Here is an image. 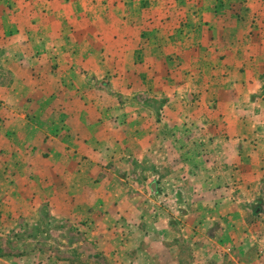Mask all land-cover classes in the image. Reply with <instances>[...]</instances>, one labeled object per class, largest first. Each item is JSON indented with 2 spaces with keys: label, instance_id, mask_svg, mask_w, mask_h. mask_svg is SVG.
I'll list each match as a JSON object with an SVG mask.
<instances>
[{
  "label": "crops",
  "instance_id": "crops-1",
  "mask_svg": "<svg viewBox=\"0 0 264 264\" xmlns=\"http://www.w3.org/2000/svg\"><path fill=\"white\" fill-rule=\"evenodd\" d=\"M232 1L104 2L107 5L93 2L85 12L75 11L73 23L77 25L71 33L63 29L67 19L65 12L54 11L51 2H25L23 7L27 12L9 10L10 16L7 7L0 6V75L5 71L14 78L3 84L0 76L1 135L26 126L34 131L31 125L37 127L38 124H33L32 120H39L45 136L48 133L60 136L66 132L65 123H60V119L72 117L75 126L70 128L73 131H68L70 140L67 143L64 136L60 137L63 147L59 151L66 152L67 147L73 151L99 150L105 143L107 147L118 144L122 150L129 151L133 149L130 145L135 133L138 150L145 152L150 148L152 137L163 136V133L171 137L180 133L189 143L196 133L205 141L202 153L208 150V155L200 157L203 158L200 195L205 200L195 210L189 197L187 207H180L187 215L185 229L194 237L187 241L194 250V258L171 257L170 264H264V44H261L264 41V0ZM80 3L86 7L84 2H73L74 6ZM36 5L41 6L40 19L29 21L30 34L22 30L20 24L2 25L3 19L13 21L22 16L21 11L28 15ZM195 6L201 7L207 16L188 14ZM243 7H251L257 14L244 16L240 14ZM52 16H56L55 19H51ZM56 22L59 28L51 30L50 25L56 27ZM34 23L39 28L42 26V31H32ZM101 23H105L103 28ZM211 31L214 37L209 35ZM29 38L39 41L40 45L28 47L23 42ZM8 39L11 42L6 46ZM137 53L142 58L137 59ZM67 62L69 64L61 68V64ZM61 70L69 71L65 75L67 79L62 75L59 78ZM42 72H46L45 79L48 73L51 76L54 75L51 72H55L57 85H47L41 79ZM103 75L105 86L113 80L117 83L120 80L118 86L123 88L138 83L145 96L154 99L161 96L156 88H189L190 99L186 101L189 105H200L201 112L196 118L201 121V128L189 120L188 126L178 131L171 127L150 129L148 127L156 125V120L144 111L149 107L139 103L138 112H143L139 119L153 122L147 126L138 122L134 124L137 126L134 131L129 125L131 115L124 116L126 120L120 118L124 120L121 127L115 126L113 130L111 127V131L106 132L110 122V117H104L109 115L106 111L100 113L94 107L87 112L88 117L76 111H49L50 101L62 95L72 97L70 102L81 105L89 106L98 101L91 90L83 94L84 86L80 82L94 87L95 79ZM63 86L73 87L71 94L61 93ZM176 95L171 93L169 98ZM26 103L29 108L24 109ZM211 103L214 108L209 110ZM32 104L35 109L31 111ZM194 110L192 108L186 117L192 118ZM57 113L59 115L55 116ZM143 115H147L146 118H141ZM21 124L24 126L19 128ZM82 124L89 129L85 133L93 130L91 137L81 133ZM195 127L197 129H192ZM118 133L122 138L116 135ZM52 140L53 147L59 143L55 138ZM176 148L179 149L178 145ZM47 149H51V145ZM192 171L186 175L187 179L198 180L193 168ZM156 192L160 196L159 191ZM194 214L198 216L197 221L190 223Z\"/></svg>",
  "mask_w": 264,
  "mask_h": 264
},
{
  "label": "rangeland",
  "instance_id": "rangeland-1",
  "mask_svg": "<svg viewBox=\"0 0 264 264\" xmlns=\"http://www.w3.org/2000/svg\"><path fill=\"white\" fill-rule=\"evenodd\" d=\"M170 1L198 4L233 2L232 0H0V6L7 7L10 16L9 10L16 12L22 9L27 12L26 7H23L25 2L31 4L51 2L54 11L65 12L67 19L64 20L63 26L66 27L63 29L71 33L77 25L73 23L75 11L79 13V10H83V13L93 2H103V5H107L104 2L140 4ZM73 2H84L86 7H82V3L74 6ZM249 8H240V14L244 16L257 14L252 8L250 12ZM99 10H101L100 6ZM191 10L188 14H193L195 17L207 16L201 7L195 6ZM40 14L41 6L36 5L28 15L27 13L24 15L21 11L22 16L13 21L8 18L3 19L2 25L12 27L14 24H20V28L30 34L29 21L32 18L40 19L38 18ZM55 17L52 16L51 19ZM45 22L44 25L47 24ZM58 24L59 22L54 23L56 27L51 24L50 29H58ZM101 24L97 28L100 25L102 28L105 26V23ZM34 28L35 30H32L34 32L38 29L42 31V26L39 28L36 23ZM213 34V31L209 33L214 37ZM10 42L11 40L8 39L5 45ZM23 43L28 47L34 44L40 45L39 41L30 38L25 39ZM1 44L2 49H5L3 43ZM261 44H264V41ZM151 56H147L146 59ZM136 58L142 57L137 53ZM6 61L8 64V60ZM68 64V62L61 64V68ZM51 73L54 75L50 76L48 73L45 79L46 72H42L41 77L50 87L51 83L57 85L55 78L57 74ZM68 73V70H61L59 78L61 79V75L65 78ZM0 76L3 84L14 80L5 71L1 72ZM104 80V75L96 78L94 87L85 86L80 82L81 86H84L83 94L92 91L99 98L98 101L90 103L91 105L70 102L69 99H73L72 97L62 95L57 97L56 101L55 98L50 101L49 111L56 110L61 113L76 111L87 117V112L93 111L94 107L100 113L106 111L109 115L104 117L108 119L110 117L106 132L115 129V126L121 127L124 122L121 119L126 120L124 117L126 115H131L129 125L131 129L134 128L133 131L137 129L134 124L138 122L142 126H147L155 120L156 125L153 123L148 128L164 130L171 127L173 131H178L188 126V122L191 121L201 128L199 124L201 121L196 118L201 112L200 105L187 103L186 99L188 100V97L190 99V90L187 87L156 88V93L161 94L162 97L158 96L154 99L146 97L138 83L123 88L118 86L120 80L119 83L113 80L106 86ZM72 90L73 87L63 86L60 92L71 94ZM171 93L177 95L169 98ZM129 98L136 99L137 103L131 102ZM138 103L149 107L144 111L146 114L150 113L153 121L146 119L143 122L139 119V115L143 112H138L140 110L137 107ZM27 107L29 108L28 103L24 105V109ZM32 107L31 111L35 109L33 104ZM192 108L195 110L192 118L189 119L186 116H189L187 113ZM213 108L214 105L211 103L209 110ZM57 115L59 113L55 114ZM146 116L143 115L141 118ZM32 123L38 124L37 127L31 125L34 131L26 126L16 132L9 131L11 134L4 136L0 134V264H170L171 257L194 258V250L187 243L194 237L185 229L187 215L181 208L187 207L189 197L192 205H195V210L205 200L204 196L200 195L202 190L200 171L203 166V158L200 157L203 154L208 155V150L205 149L206 153H202L204 147L202 144L205 141L202 142L200 136L196 133L192 134L193 141L191 139L189 143L180 133L172 137L163 133V136L152 137L149 142L150 148L145 152L138 150L135 133L132 134L134 141L130 145L133 149L129 151L122 150V146L118 144L110 148L105 143L99 146V150L73 151L71 147H67L64 152L61 149L59 151V148L63 147L60 137L64 136L66 142H69L68 131H73L70 128L75 126L72 117L60 119V123H65L66 128V132L60 136L49 133L45 136L42 133L44 128L40 126L41 121L32 120ZM6 124L3 123L4 126ZM22 126L24 125L21 124L19 128ZM85 130L89 131L82 124L81 133L87 138L91 137L93 130H90L89 134L85 133ZM120 134L116 135L122 138ZM52 138L59 140V143L54 145L56 148L53 147ZM48 145H51V149L47 151L45 149ZM177 145L179 149L176 148ZM192 168L195 170L194 174L199 176L196 181L186 177L193 173ZM156 191H159L160 196ZM197 217L195 214L192 215L190 223L196 222Z\"/></svg>",
  "mask_w": 264,
  "mask_h": 264
}]
</instances>
